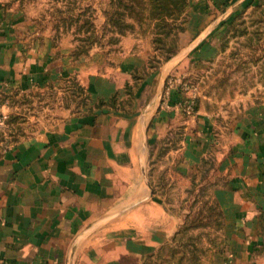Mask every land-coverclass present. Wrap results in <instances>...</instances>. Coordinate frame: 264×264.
Here are the masks:
<instances>
[{"label": "crops", "instance_id": "crops-1", "mask_svg": "<svg viewBox=\"0 0 264 264\" xmlns=\"http://www.w3.org/2000/svg\"><path fill=\"white\" fill-rule=\"evenodd\" d=\"M192 1L196 16L207 19L194 45L149 69L147 54L131 43L113 55L73 58L0 0V113L7 118L10 94L71 77L93 101L21 136L3 131L0 264H143L182 224L157 194L149 166L151 144L171 133L179 138L171 149L181 157L177 168L215 156L221 180L213 196L229 238L219 264H264V103L218 124L197 110L186 113L178 87L170 104L162 98L168 75L206 55L228 16L245 4L264 9V0ZM154 77L155 93L138 102Z\"/></svg>", "mask_w": 264, "mask_h": 264}, {"label": "rangeland", "instance_id": "rangeland-1", "mask_svg": "<svg viewBox=\"0 0 264 264\" xmlns=\"http://www.w3.org/2000/svg\"><path fill=\"white\" fill-rule=\"evenodd\" d=\"M32 33L48 36L69 49L73 58L101 51L113 55L125 43L147 54L148 68L191 47L204 17L186 0H7ZM201 59H186L170 74L192 98L194 109L224 123L248 107L264 103V9L242 5L228 16ZM202 56V55H201ZM146 68L137 75L145 76ZM146 86L143 102L156 90L157 78ZM138 85V84H137ZM136 85V86H137ZM134 95L130 91V97ZM92 97L77 78L54 80L40 89L10 94L6 132L21 136L51 122L91 108ZM170 134V132H169ZM171 135V136H170ZM151 144L149 166L155 190L182 217L179 233L164 242L143 264H219L229 245L225 214L213 196L215 156L208 154L191 169L177 168V136ZM179 135V134H178ZM179 139V138H178ZM180 167V166H178Z\"/></svg>", "mask_w": 264, "mask_h": 264}, {"label": "built area", "instance_id": "built-area-1", "mask_svg": "<svg viewBox=\"0 0 264 264\" xmlns=\"http://www.w3.org/2000/svg\"><path fill=\"white\" fill-rule=\"evenodd\" d=\"M174 86L181 88V86L179 87V84H178V77L169 74L167 79H166V85H165L163 95H162L163 103L170 104L171 92H172ZM180 103L183 106V110L186 113H192L193 110H195L194 109V102H193L192 98H188V99L185 98L184 100H181ZM5 127H6V116L4 114L0 113V143L2 140L1 136H2L3 131L5 130Z\"/></svg>", "mask_w": 264, "mask_h": 264}, {"label": "trees", "instance_id": "trees-1", "mask_svg": "<svg viewBox=\"0 0 264 264\" xmlns=\"http://www.w3.org/2000/svg\"><path fill=\"white\" fill-rule=\"evenodd\" d=\"M182 1H183L184 3L186 2V0H182ZM256 6H258V5H256ZM259 6H260V5H259ZM170 57H171V55H169V56L167 57V59H169ZM167 59H166V60H167ZM156 66H157V65H156ZM156 66H155V67H156ZM195 109H196V106H195ZM182 223H183V222H182ZM181 226H182V224H181ZM181 226L179 227V229L177 230V232H176L171 238L175 237V236L179 233V230L181 229ZM151 254H152V253H151ZM151 254H150V255H151ZM150 255H148V257L145 259V261L150 257ZM145 261H144V262H145ZM144 262H143V263H144Z\"/></svg>", "mask_w": 264, "mask_h": 264}]
</instances>
